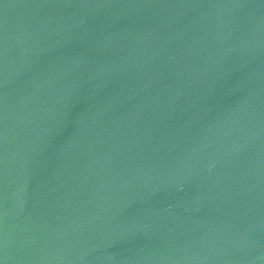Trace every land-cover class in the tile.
I'll list each match as a JSON object with an SVG mask.
<instances>
[{
	"label": "water",
	"instance_id": "water-1",
	"mask_svg": "<svg viewBox=\"0 0 264 264\" xmlns=\"http://www.w3.org/2000/svg\"><path fill=\"white\" fill-rule=\"evenodd\" d=\"M0 264H264V0H0Z\"/></svg>",
	"mask_w": 264,
	"mask_h": 264
}]
</instances>
